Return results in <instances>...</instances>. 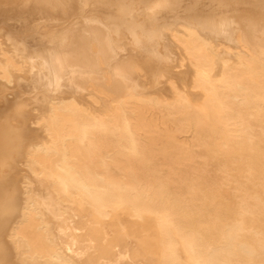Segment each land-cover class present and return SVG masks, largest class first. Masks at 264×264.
Returning <instances> with one entry per match:
<instances>
[{"label": "bare ground", "instance_id": "bare-ground-1", "mask_svg": "<svg viewBox=\"0 0 264 264\" xmlns=\"http://www.w3.org/2000/svg\"><path fill=\"white\" fill-rule=\"evenodd\" d=\"M0 264H264V0H0Z\"/></svg>", "mask_w": 264, "mask_h": 264}, {"label": "rangeland", "instance_id": "rangeland-1", "mask_svg": "<svg viewBox=\"0 0 264 264\" xmlns=\"http://www.w3.org/2000/svg\"><path fill=\"white\" fill-rule=\"evenodd\" d=\"M9 98H12V96H11V97H9Z\"/></svg>", "mask_w": 264, "mask_h": 264}]
</instances>
